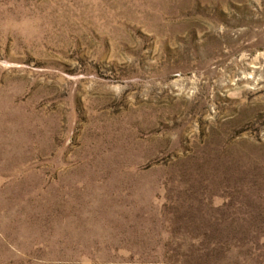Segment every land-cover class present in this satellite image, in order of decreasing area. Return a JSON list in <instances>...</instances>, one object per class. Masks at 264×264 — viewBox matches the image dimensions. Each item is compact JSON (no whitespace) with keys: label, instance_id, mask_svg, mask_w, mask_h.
Wrapping results in <instances>:
<instances>
[{"label":"rangeland","instance_id":"1","mask_svg":"<svg viewBox=\"0 0 264 264\" xmlns=\"http://www.w3.org/2000/svg\"><path fill=\"white\" fill-rule=\"evenodd\" d=\"M0 264H264V0H0Z\"/></svg>","mask_w":264,"mask_h":264}]
</instances>
